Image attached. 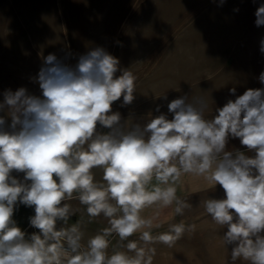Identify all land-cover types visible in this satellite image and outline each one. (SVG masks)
I'll list each match as a JSON object with an SVG mask.
<instances>
[{"label":"clouds","instance_id":"1","mask_svg":"<svg viewBox=\"0 0 264 264\" xmlns=\"http://www.w3.org/2000/svg\"><path fill=\"white\" fill-rule=\"evenodd\" d=\"M254 15L255 25H264V3ZM119 64L102 47L79 56L74 66L50 53L35 77L41 96L25 87L3 92L0 112L6 110L11 123L6 126L0 116V264H151L143 249L135 257L107 256V232L81 251L77 226L57 229L58 221L72 215L64 201L79 193L87 213L110 218L123 241L152 227V220L140 215L145 207L175 202L176 213L182 214L189 206L176 196L174 185L182 173L222 187L224 197L208 198L205 208L224 227L232 264L240 257L264 264V88L228 100L211 120L203 118L202 100L189 103L181 96L167 103V113L157 105L159 115L124 130L121 113L112 105L121 97L120 107L133 103L136 77ZM258 79L264 84V71ZM228 91L236 95L235 88ZM236 138L246 151L226 147ZM96 167L103 168L106 183L94 181ZM14 170L23 177L13 176ZM153 177L167 186L149 190ZM20 205L34 209L29 224L39 232L28 238L13 220ZM184 231L183 224L174 225L158 239L170 245ZM142 239L151 242L150 231H143ZM127 247L136 250L137 244Z\"/></svg>","mask_w":264,"mask_h":264},{"label":"rangeland","instance_id":"2","mask_svg":"<svg viewBox=\"0 0 264 264\" xmlns=\"http://www.w3.org/2000/svg\"><path fill=\"white\" fill-rule=\"evenodd\" d=\"M261 3L264 0H0V80L28 83L24 79L36 77L50 53L74 66L79 56L102 47L119 59L121 69L136 77L134 104L163 95L169 101L188 98L191 91L190 99L202 100L213 114L245 90L264 88L258 79L264 71L260 52L264 25L257 27L254 15ZM230 88L236 89L235 96L229 94ZM226 147L246 151L238 138L230 139ZM199 199L197 208H204L195 215L184 211L179 222L185 231L173 243L158 239L171 227L150 233L153 240L140 248L146 260L150 257L151 264H232V246L225 247L224 227L209 216ZM75 204L87 206L79 199ZM79 213L62 222L77 226L86 238L107 232V255L120 240L112 233L110 218L104 216L98 222L87 210ZM13 220L17 225L14 213ZM157 245H164L160 257ZM235 264L251 262L240 257Z\"/></svg>","mask_w":264,"mask_h":264},{"label":"crops","instance_id":"3","mask_svg":"<svg viewBox=\"0 0 264 264\" xmlns=\"http://www.w3.org/2000/svg\"><path fill=\"white\" fill-rule=\"evenodd\" d=\"M24 80L28 83L21 84V83H18V81L15 79L10 80L9 82H6L5 80H0L4 82V83L0 82V102H2L4 99L3 92L6 89H11L12 91H15L20 87H25L30 94L41 96L42 90L39 88V84L36 82L35 77H28ZM189 92H187V94H188V98L190 99L191 97L189 95H191V91ZM169 102L170 101L168 99L164 100L163 98L157 99L155 101H149L148 99H145V100L135 102V104L133 102L131 105L120 107L121 102L118 103V101H115L113 102L112 110L119 111L121 113L123 128L124 130H128L130 127H132L133 123L135 122H144L151 117L159 115L160 113L154 110L157 105H161L160 112L167 113V103ZM188 102L193 103L194 101L190 99L188 100ZM219 107H222V106H219ZM210 113L207 112V108L205 107L203 108L202 115L204 119L211 120L213 118V114L215 113V111L212 112L213 114H210ZM0 116H5L6 126L11 123V118L6 116V110L5 112H0ZM168 118L169 119L172 118L171 113H168ZM97 128L104 132L107 131V129L101 128L99 124L97 125ZM91 171H92L95 182L100 183V184L106 183L103 180V174H104L103 168L96 167V168H93ZM12 175L18 178L23 177V173H17L15 170L12 172ZM166 186L167 185L161 184L159 181L155 179V177H153L152 181L149 183L147 187L149 190H153L155 187H166ZM174 186L176 187L177 198L181 201L186 202L189 205L188 207L183 209L182 214L184 213V211H187V214H189V211H193L190 213V215L192 214L195 215L197 209L204 208V206H200L199 208H197L198 196L200 198L199 199L200 202L205 203V201L208 198H213L214 194L217 195L216 198H221L222 197L221 192L223 191L220 185L217 184L216 186H214L213 184H210L203 176H199L193 173H182L179 180L176 181ZM78 196H79V193L74 192L72 194L71 199H66L64 201L65 204L70 206V210H72L74 218L75 217L77 218L79 216L80 214L79 210H81V212L87 210V206L84 207V206H78L75 204L76 200L79 199ZM176 206H177L176 203L173 202V204L169 206H163L162 204L157 203L152 206L145 207L140 212V215L142 218L151 219L153 222L152 227L150 229H141L135 232L132 236L128 237L126 240H123V241L121 239L118 240L115 243V245H113L111 251L107 254V256L110 257L116 252H123L126 255L129 254L128 256L130 257H135L136 255H134V251L142 248L143 244H146V242L142 239L143 231L148 230L150 231V233H155L157 231H154V230L159 231L160 229L161 231V229L164 227H172L174 225L180 224L179 220H181L182 214L176 213L175 211ZM14 214H15V217L18 218L17 226L20 229H23L29 223V217L34 215V209L31 207H25L23 205V207H19L18 210H14ZM95 217L97 218L98 222L103 220V218L105 220V217L103 214L95 216ZM59 228L65 229V230L70 229L69 226L67 227L63 222L58 221L57 229ZM112 231H113L112 232L113 234L116 233L114 230ZM91 238L90 237L86 238L82 234L81 241H80L81 247H84V249H87L88 242ZM129 242H135L137 244V249L136 250L128 249L127 244ZM157 242L159 241L157 240ZM85 243L87 244V246H84ZM155 251H156L157 256L160 257L159 253L164 252V245H161V247L157 245ZM164 255L165 254H163V256Z\"/></svg>","mask_w":264,"mask_h":264},{"label":"built area","instance_id":"4","mask_svg":"<svg viewBox=\"0 0 264 264\" xmlns=\"http://www.w3.org/2000/svg\"><path fill=\"white\" fill-rule=\"evenodd\" d=\"M21 230L25 232L26 238H28L33 233H38L39 232L38 229H36L34 227H31L29 223Z\"/></svg>","mask_w":264,"mask_h":264}]
</instances>
